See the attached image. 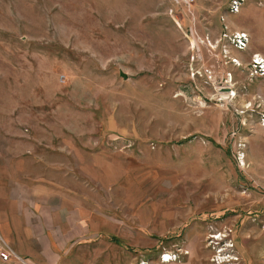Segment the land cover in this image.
Returning <instances> with one entry per match:
<instances>
[{"label":"rangeland","instance_id":"374dc122","mask_svg":"<svg viewBox=\"0 0 264 264\" xmlns=\"http://www.w3.org/2000/svg\"><path fill=\"white\" fill-rule=\"evenodd\" d=\"M253 60L264 0H0V155L132 204L115 210L133 216L128 264H264ZM98 154L117 187L79 171Z\"/></svg>","mask_w":264,"mask_h":264},{"label":"crops","instance_id":"0c3cea01","mask_svg":"<svg viewBox=\"0 0 264 264\" xmlns=\"http://www.w3.org/2000/svg\"><path fill=\"white\" fill-rule=\"evenodd\" d=\"M117 160L92 155L80 162L79 171L101 190L115 188L121 178ZM23 166L19 157L0 155V252L26 264H128L123 241L136 240L133 216L122 218L115 210L134 213L132 204L98 203L81 183L42 178ZM0 264L21 263L9 258Z\"/></svg>","mask_w":264,"mask_h":264},{"label":"built area","instance_id":"2783aa9c","mask_svg":"<svg viewBox=\"0 0 264 264\" xmlns=\"http://www.w3.org/2000/svg\"><path fill=\"white\" fill-rule=\"evenodd\" d=\"M253 66L255 67V69H261L264 67V64L262 61H254L252 62ZM9 258H13L14 260L18 261L21 264H26V262L20 258H18L17 256H15L14 254H12L11 252L5 251V252H0V260L2 262H6L8 261ZM161 261H164L163 258H167V256H160ZM142 264V263H141Z\"/></svg>","mask_w":264,"mask_h":264},{"label":"bare ground","instance_id":"6f19581e","mask_svg":"<svg viewBox=\"0 0 264 264\" xmlns=\"http://www.w3.org/2000/svg\"><path fill=\"white\" fill-rule=\"evenodd\" d=\"M231 94V93H230ZM219 96H220V98L222 99V100H225V98L222 96V94L221 93H219ZM226 96V95H225ZM234 97V94H231L230 96H229V99L230 98H233ZM227 98V97H226ZM227 100V99H226ZM225 100V101H226Z\"/></svg>","mask_w":264,"mask_h":264},{"label":"water","instance_id":"95a60500","mask_svg":"<svg viewBox=\"0 0 264 264\" xmlns=\"http://www.w3.org/2000/svg\"><path fill=\"white\" fill-rule=\"evenodd\" d=\"M119 76H120L122 79H125V78H126L125 75L122 74V73H119Z\"/></svg>","mask_w":264,"mask_h":264}]
</instances>
